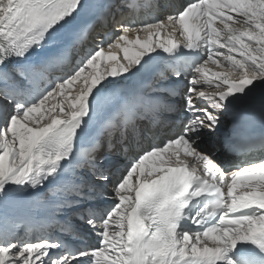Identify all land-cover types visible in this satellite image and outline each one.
<instances>
[{"label":"snow or ice","instance_id":"obj_1","mask_svg":"<svg viewBox=\"0 0 264 264\" xmlns=\"http://www.w3.org/2000/svg\"><path fill=\"white\" fill-rule=\"evenodd\" d=\"M144 7L156 18L137 27L119 0H0V264H264V155L234 162L264 152V0ZM106 21L112 36L97 31L96 48L45 86ZM177 25L185 42L150 36L135 59L124 48L123 75L84 77L67 119H30L105 48ZM214 56L238 82L207 79ZM256 121L258 137L245 130ZM181 144L202 174L153 164L145 178L146 162Z\"/></svg>","mask_w":264,"mask_h":264},{"label":"bare ground","instance_id":"obj_2","mask_svg":"<svg viewBox=\"0 0 264 264\" xmlns=\"http://www.w3.org/2000/svg\"><path fill=\"white\" fill-rule=\"evenodd\" d=\"M119 2H121V1H119ZM179 2H180V0H179ZM173 5H175V4H173ZM231 24H233L234 28L238 27L236 22H232ZM102 26H104V25H102ZM111 28L112 27H108L107 30H109ZM168 29L169 28H167V30ZM169 31H171V30L169 29ZM169 31L166 33V38L167 39H169V37L173 35V33H169ZM221 37L223 38V33H221ZM216 46H217V48H219L218 45H216ZM225 51H227V49ZM82 56L83 55H78L76 57V59H74V57H71V64L70 65L66 64L63 67V70L57 69L56 71L52 72L50 74V76L48 77L49 80L47 82H45V86H48L49 84H51L54 81H57L59 79V77L61 75H63V72L67 71L69 66H74V64L76 62H78L81 59ZM112 56H113V54L111 52L108 53L105 57H103L104 59H106V61H103V62H102V59L99 57L97 59V61H96V65L97 66L95 68L89 66V68L86 69L85 73L83 74V76L81 77L80 80L73 82L72 85L67 86L64 89V94L63 95L55 93L53 98H49V100L45 102V105L40 110V112L36 113L37 115H40L42 117V121L39 122L40 126H45L48 122H50V117H57V114L51 115V116H46V117L44 116L45 112L46 113H47V111L50 112L49 107H51V106L53 108H57V107L61 108L63 106V110L64 111H61V113H59L58 118L67 119L68 118V114H69V107L68 106H70L72 104V102L77 98V96H78L77 89L84 86V77H87L89 79V81H90L92 77L89 76V73H92L93 75H99L101 77L107 78L105 74H106L107 71H111L110 68H109L110 65L114 66V67H118L119 64H123V59L121 57L120 58H113ZM218 61L222 62V60L220 61L219 58L217 59V62ZM216 66H219L220 71L215 70ZM205 67L207 69V74H210V79L209 80H212V81L216 80V74L218 72L221 73L222 72L221 70L224 69V71H225V68H226V66L223 63H221V64L220 63H216V64L212 65L209 61L206 64ZM221 79H222V77H221ZM60 97L62 98V101H59ZM61 127H63V125H61ZM168 131H170V130H168ZM161 138H163V135L159 139H161ZM179 151L180 152H185V147H181ZM246 160H252V159L248 158ZM156 165L159 166L160 164H156ZM132 194L134 195V192ZM26 231H27V226H26ZM27 233H29V232H27ZM33 233L35 235H37L36 237H39V236H42L43 231L37 230V231H35ZM53 234H60V233L57 231V232H54Z\"/></svg>","mask_w":264,"mask_h":264},{"label":"rangeland","instance_id":"obj_3","mask_svg":"<svg viewBox=\"0 0 264 264\" xmlns=\"http://www.w3.org/2000/svg\"><path fill=\"white\" fill-rule=\"evenodd\" d=\"M219 58V60L221 61L222 60V62H217V59ZM236 58L237 59H240L239 57H237L236 56ZM224 60V57L223 56H214L213 57V59L212 60H210L209 62L212 64V65H214V64H216V63H223L225 66L227 65V62H225V61H223ZM225 71H226V73L228 74V75H236V73L234 72V71H230L229 70V68L226 66V69H225ZM58 94H59V92H57ZM63 94H64V90H63ZM50 98H53V97H50ZM61 98V97H60ZM59 98V101H62V98L60 99ZM52 107V106H51ZM51 107H49V109H50V112L49 111H47V113L45 112L44 113V116L46 117V116H51V115H55V114H58V113H61V108H51ZM53 110V111H52ZM64 111V110H63ZM33 122H37V123H39L40 121H42V117L40 116V115H37V114H33V116L30 118ZM74 218L73 219H71V222L73 223V224H75V221H76V219L78 220V217L76 216V215H72ZM76 217V218H75ZM75 219V220H74ZM43 234H45L44 232H43ZM27 235H28V237L29 238H34V239H39V237H41V236H39V237H36L37 235H35L33 232H29V233H27ZM65 235H66V233H65ZM37 264H38V262H37Z\"/></svg>","mask_w":264,"mask_h":264}]
</instances>
